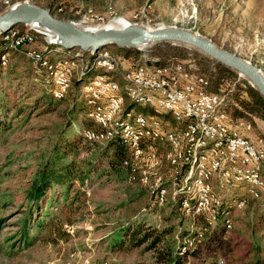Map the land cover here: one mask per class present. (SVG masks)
Wrapping results in <instances>:
<instances>
[{
  "label": "rangeland",
  "instance_id": "obj_1",
  "mask_svg": "<svg viewBox=\"0 0 264 264\" xmlns=\"http://www.w3.org/2000/svg\"><path fill=\"white\" fill-rule=\"evenodd\" d=\"M4 1L0 0V13L16 3H33L49 9L59 19L88 29L101 28L115 18H122L127 24L150 30L177 27L198 32L264 73V0H6V6ZM29 27L36 34L33 45L5 42L11 48L23 47L19 51L46 72L53 97L64 99L50 97L47 86L35 79L33 66L21 53L1 56L2 64L7 57L9 65L0 67V264H100L104 260L111 264H165L159 262L160 257H172L183 245L190 249L191 246L180 241L179 231L193 215L185 213L188 208L183 203L180 207L184 212L180 207L174 211L172 205L179 192L188 199L197 197L188 185V175L185 177V173H190L189 165L169 163L165 156L171 151L170 146L151 141L155 144L151 147L155 157L144 156L141 169L130 179L128 169L121 163L123 158L110 164L113 147L97 143L113 138L121 140L117 124L122 119L132 121L126 116L130 108L132 113L140 112L161 121L163 130L174 128L172 117L150 106L125 102L104 127L102 137L96 138L91 133L88 137L89 129L100 128L91 113L96 110V103L104 102L106 97L101 94L96 100L86 86L94 77L100 79L101 87L112 88V83L123 85L121 74L126 70L122 68L123 57L125 64L151 63L143 57L151 54L162 62L194 64L206 75V81H211L210 91L217 96L226 95L231 117L248 121L252 126L250 132L264 139V111L256 106L248 81L193 47L158 42L140 48L109 45L90 53L92 68L105 73L92 76L78 89L72 81L82 72L88 53L74 49L73 61L82 53L86 58L82 65L66 67L68 59L53 60L54 53H43V43L54 44L52 33L21 24L14 26V31L22 33ZM0 39L3 41V36ZM106 57L109 68L102 66V58ZM65 77L68 83L63 88L61 82ZM118 90L119 87L112 88V92ZM83 99L87 117L95 124L79 138L87 121L84 113L72 114L69 109ZM64 144H71L70 153L64 154L63 149H67ZM148 146H144L145 153ZM152 160L157 164L152 165ZM64 165L69 167L66 196L62 195L63 186L55 187L53 200L30 212L26 195L32 183L43 170ZM142 171L146 172V178ZM229 182L231 187L223 189L218 174L207 180L208 202L193 213L205 211L214 216L223 203L235 202L226 220V234L215 249V259L223 260V264H254L256 258L264 257V218L259 222L264 216V191L254 198L246 193L244 183ZM155 183L165 189L162 200ZM172 183L176 185L171 186ZM186 186L191 193L184 192ZM153 199L159 205L156 208L152 206ZM241 199L245 200L242 205ZM144 232L151 237L140 243ZM155 235H159V241L150 248ZM196 247L200 253L201 248ZM198 256V259L188 257L187 261L207 263L203 260L204 253Z\"/></svg>",
  "mask_w": 264,
  "mask_h": 264
},
{
  "label": "bare ground",
  "instance_id": "obj_2",
  "mask_svg": "<svg viewBox=\"0 0 264 264\" xmlns=\"http://www.w3.org/2000/svg\"><path fill=\"white\" fill-rule=\"evenodd\" d=\"M28 25L34 29L46 30L52 33L39 21L32 22ZM126 25L128 24L122 18H115L101 28L117 29ZM89 30L93 31L95 29ZM8 31L1 33L0 35L4 38L8 35ZM53 36L54 37L51 39L52 42L55 41V35L53 34ZM135 45L143 47V43H136ZM80 51L83 52L82 50ZM83 53L94 52L88 51ZM83 53L80 54L81 57L76 61H73L72 59H68L69 61L67 62L65 61L66 67L73 66L74 64H76L75 66L79 64L82 65L86 58V55ZM147 59L151 62L150 58ZM133 67H136L137 75H146V77L156 78V85L163 86L167 96H160L155 99V91L152 89L139 88V82L129 77L130 69H126L121 74L123 85H119V83H112L111 85L113 89L119 87V90L113 91L110 95L104 94L106 97L104 102L96 103V110L93 111L91 115L100 128L97 130L89 129L88 137H90V133L93 136L95 134L96 138L99 136L102 137V132H104L103 129H105L104 127L110 124L125 102H130L133 106H150L156 112L169 113L174 121V128L170 131L167 129L163 130L164 125H162L161 121L151 119L140 112L132 113V108L126 111L127 118H131L132 121L129 119H122L117 124V127L118 130L121 131V142L127 149V155L122 160V164L129 171L128 178L132 179L134 177V172L141 169V163L145 159L144 156L151 158L155 157L153 153L154 150L151 148L155 144H152L151 141L165 142L171 148V151L165 156L171 164H185V161L187 160V147L189 150H193L191 158L188 160L190 173L188 174V177H186V180L188 181V185L193 188L192 190L196 193L197 197L182 201L184 207L188 208V211L192 210L194 212V210L202 209L208 202V186L205 183L212 178L214 174H218L222 182H225L226 180L238 184L244 183L246 186V193L254 198H258L261 193L260 191H264V186L258 185L264 184L262 181L264 172L260 171V169H264V153L261 154V161L253 162V167H246L244 170H240L235 166L233 159H226L221 162L218 158H213V152L215 154L223 153L222 138H211L209 141H205V143L196 144V140L202 135V129H205V122L202 112L198 107L185 108L184 102L180 101L186 100L187 90L180 88L179 84L173 80V77H170L166 72H160L157 68H151V63H137L133 64ZM56 75V70H54V76ZM67 83L68 79L65 77L61 82L63 88L67 86ZM86 88L90 91L96 88L105 87H101L100 79L94 77V79L87 84ZM91 92L94 94L96 100L102 94V90H94ZM214 96L217 95L214 94ZM177 97H179V100ZM241 123L244 128H247L248 130L252 129L251 123L248 121L242 120ZM256 141L257 142H253L243 134H239V145L244 146V148L251 153H259V144H262L264 147V140L262 138H257ZM146 145L149 146L148 152L145 153L147 150L144 146ZM138 152L140 154L139 162L136 161V158H131V156L136 155ZM203 163L210 167H199ZM155 164H157V162L152 160V165ZM142 175H144L145 178L147 176L145 171H142ZM173 185H176V183L171 184V186ZM155 187L158 188L159 198L162 200L165 194V189L160 187L158 183H155ZM187 188L188 187L186 186L184 192L189 191ZM244 201V199H241L239 204L242 205ZM190 202L192 205L195 203V206L192 207ZM100 264L111 263L104 260Z\"/></svg>",
  "mask_w": 264,
  "mask_h": 264
},
{
  "label": "trees",
  "instance_id": "obj_3",
  "mask_svg": "<svg viewBox=\"0 0 264 264\" xmlns=\"http://www.w3.org/2000/svg\"><path fill=\"white\" fill-rule=\"evenodd\" d=\"M45 46V49L43 51V53H51V54H55V56L51 57V59L53 60H60V59H73L75 57H73L75 55L74 49H67L64 47H61L57 44H52V43H43ZM107 48V47H105ZM20 49H22L23 51V47L22 48H11L9 46V43L7 42H3L0 39V67H4L5 65H9L7 64V57L8 54L11 53H15V52H19L23 55V57L26 59V61H28L30 63L33 69V74L35 76V79L40 80L43 83V86H47L46 92H48L50 94V97L54 100H63V99H55L52 95L51 92V83L50 81H48L47 79L48 76L46 74V72L44 70H42L41 68H39L38 66H36L35 64H33L32 60H30L29 58H27L22 51H19ZM7 54L6 57V62L5 64H2V60H1V56ZM59 54H62V56L59 57ZM118 54V53H117ZM90 53L87 54L88 58L86 59V62L83 66L82 72L76 76L75 79H73V82L75 81L76 85L78 86V89L84 84L86 83L90 78H92V76L97 75V74H103L105 73L102 69H95L92 68L91 63H90ZM122 55V54H119ZM219 65L223 66L222 64L219 63ZM226 70L230 71L231 73L235 74L234 71H232L231 69H228L227 67H224ZM43 71L45 73H43ZM249 92L251 93V95L254 97L255 99V103L257 107H261V109L264 111V99L260 96V94L257 92V90H255L252 86H249ZM43 98V97H41ZM250 108H253V105L250 106ZM87 106L85 104L84 99L82 101H78L74 102L72 104V106L69 109V112H71L72 114H76V113H84L85 116V120L87 121L86 125H82L81 127V132L79 135V138H83V131H85L86 129H89L91 127L94 126V122L91 121L88 117H87ZM94 129V128H93ZM121 140H118L116 138L110 139V140H104V142H97V143H107L108 147H113L114 149V154H113V159L110 161V164H114L119 162L120 158H125V156L127 155V149L124 146V144L122 142H120ZM90 143V142H89ZM63 148H67V149H63L64 150V154H68V152L70 153V149L71 144L67 145L64 144ZM68 150V151H66ZM122 159V160H123ZM122 163V161H121ZM68 166L64 165V166H60V168L54 169V168H47L45 170H43L38 179L32 183V186L29 188V190L27 191V195L26 198L27 200L30 202V212L33 210L34 207L36 208H41V206L48 204V202L50 203L51 200H53L54 196H55V190L54 188L56 187H60L63 186L65 191L64 193H62V195L66 196V191H67V181H66V177L69 176L68 174ZM174 201V211H176V209H180V204H182L183 200H188L187 197H185V194L183 192H179L177 196H175L173 198ZM154 202V204H152V206H154L153 208H156V206H159L157 204V201L155 199H153L152 203ZM180 207V208H179ZM235 207V202H232L231 204H224L223 206L220 207V211L215 214L214 216L209 215V213L205 212H201L198 214H194L192 210L190 211H185L184 209L181 208V210L185 213H189V215H193V217L190 218V220L186 223V225H184V229L179 231V238L180 241H183L184 243L186 242L188 244V247L190 249H186L187 247H185L184 245L179 247L178 250L176 251V253L170 257V255H168L165 259H162L160 257V261L159 262H165V264H190L187 260L188 257H192V258H196L198 259V254H202L204 253V261L206 260V264H215L216 262L220 261V264H223V260L219 259L216 260L215 259V249L217 247H220L222 240L226 234V220L228 218V215H230L231 210ZM209 211V210H208ZM29 212V213H30ZM180 218V217H179ZM264 218L261 217L260 219V223L261 220ZM181 219V218H180ZM182 220V219H181ZM197 221V222H196ZM197 224H196V223ZM146 224V223H145ZM196 227V228H194ZM262 228V227H261ZM263 232V229H262ZM151 237V234L149 232H144L142 234V236L140 237V243L144 242L145 240H147L148 238ZM159 235H155L154 238H152V241L150 243V248L155 246V244L158 243L159 241ZM116 245V244H113ZM196 246H198V248H201V252L197 253L196 252ZM264 246V244H263ZM264 248V247H263ZM192 264H198V263H192ZM254 264H264V257H258L256 258Z\"/></svg>",
  "mask_w": 264,
  "mask_h": 264
},
{
  "label": "water",
  "instance_id": "obj_4",
  "mask_svg": "<svg viewBox=\"0 0 264 264\" xmlns=\"http://www.w3.org/2000/svg\"><path fill=\"white\" fill-rule=\"evenodd\" d=\"M41 22L55 35V44L67 49H79L83 52H95L100 48L112 45L118 48H140L143 46L169 42L193 47L206 54L218 63L244 77L264 99V73L250 61L230 53L217 46L208 37L177 27L148 28L128 24L126 26L109 29L99 28L90 31L73 21L55 17L47 8L33 3H16L0 13V34L7 32L16 25H28Z\"/></svg>",
  "mask_w": 264,
  "mask_h": 264
},
{
  "label": "built area",
  "instance_id": "obj_5",
  "mask_svg": "<svg viewBox=\"0 0 264 264\" xmlns=\"http://www.w3.org/2000/svg\"><path fill=\"white\" fill-rule=\"evenodd\" d=\"M4 4L6 6L8 1L5 0ZM35 38V30L30 27L28 29H23L22 33H15L14 27H12L9 29L8 35L4 37L3 42L20 41L23 45L31 46ZM110 54L111 53H109L108 56ZM107 57L102 58V66L109 68ZM143 57L151 59V68H157L160 72H166L170 77H173V80L179 84L180 88L187 90L186 100H180L184 102L185 108L198 107V109L201 110L205 122V129H202V135L196 140V144L205 143V141H209L211 138H222L223 153L215 154L213 152V158H218L221 162L226 159H233L235 166L240 170H244L246 167H253V162L261 161V154L264 153L263 145L259 144V153H251L244 148V146L239 145V134H245L248 132V129L244 128L238 119L234 120L231 117L226 95L221 94V96H214V92L209 90L211 81H206V75L202 74L197 66L194 64L185 65L181 61L162 62L157 56L152 54ZM122 68L130 69L129 77L139 82V88L154 90L155 99L160 96H167L163 86L156 85V78L146 77V75H137L136 67H133V64H125L124 57ZM94 90H102V96L112 92V88H96ZM177 99L179 100V97H177ZM94 141H96V138ZM192 153L193 150H189L187 147V160L185 161V166H188V160H190ZM139 157V152L131 156V158H136L137 162H139ZM199 167L210 166H206V164L203 163ZM260 171L264 172V169H260ZM186 175H188V173H185V177ZM231 184L232 183L225 180V182H223V189L231 187ZM258 185L264 186V184Z\"/></svg>",
  "mask_w": 264,
  "mask_h": 264
},
{
  "label": "crops",
  "instance_id": "obj_6",
  "mask_svg": "<svg viewBox=\"0 0 264 264\" xmlns=\"http://www.w3.org/2000/svg\"><path fill=\"white\" fill-rule=\"evenodd\" d=\"M241 122H242V120H241ZM242 124V123H241ZM252 127V126H251ZM250 131H252V129L251 130H248V132H246L245 134H243L245 137H247L248 139H250L251 141H253V142H255L256 140H257V138H262V137H258V135L257 134H254V133H252V132H250ZM263 139V138H262ZM264 140V139H263Z\"/></svg>",
  "mask_w": 264,
  "mask_h": 264
}]
</instances>
